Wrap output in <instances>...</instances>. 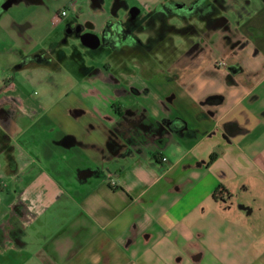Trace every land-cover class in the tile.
Here are the masks:
<instances>
[{"label": "crops", "instance_id": "obj_1", "mask_svg": "<svg viewBox=\"0 0 264 264\" xmlns=\"http://www.w3.org/2000/svg\"><path fill=\"white\" fill-rule=\"evenodd\" d=\"M162 1L126 0L140 14ZM75 14L94 33L126 18L114 0L0 10V264H264V0L225 13L240 45L212 27L208 55L175 80H134L138 94L108 79L106 57L77 70L78 40L53 35ZM127 107L196 132L114 131Z\"/></svg>", "mask_w": 264, "mask_h": 264}, {"label": "flooded vegetation", "instance_id": "obj_2", "mask_svg": "<svg viewBox=\"0 0 264 264\" xmlns=\"http://www.w3.org/2000/svg\"><path fill=\"white\" fill-rule=\"evenodd\" d=\"M13 1L0 0V10ZM236 1L163 0L154 9L140 14L137 7H128L126 0H114L116 9L125 10L124 20L107 21L100 33H94L89 29L92 23L79 21L75 14L64 25L60 44L65 45L69 37L78 40L71 52L73 57L78 56L76 68L80 72L99 74L97 63L106 57L102 67L109 70L108 79L125 83L130 92L138 94L140 91L133 84L134 80H175L177 69L208 55L212 50L209 47L212 27L224 29L218 38L223 44L240 45L236 31L226 23L225 14ZM45 61L52 64L50 58ZM117 92L123 90L117 89ZM116 111L122 119L113 127L114 131H171L187 136L196 132L176 118L144 122L142 109L127 107ZM226 128L233 131V123H227Z\"/></svg>", "mask_w": 264, "mask_h": 264}, {"label": "rangeland", "instance_id": "obj_3", "mask_svg": "<svg viewBox=\"0 0 264 264\" xmlns=\"http://www.w3.org/2000/svg\"><path fill=\"white\" fill-rule=\"evenodd\" d=\"M129 2H134V0H129ZM53 35H55L56 36V38L58 39V40H62V38H63V36H64V25H62V26H60V28H58L57 30H55L54 31V33H53ZM72 45V44H71ZM71 45H69V46H65V47H63V49L65 50V51H68V47L70 48L71 47ZM217 55H215V57H216ZM87 63H89L88 61H86ZM65 67H66V65H64ZM67 68V67H66ZM47 73H48V75H49V78H52V75L54 74L53 72H51V70L50 69H47ZM19 79H20V77H19ZM18 79V80H19ZM27 92H29V91H33V90H36V92H39L40 90H42V87L41 86H39L38 84H32V85H28L27 86ZM262 94V96L264 97V94L263 93H261ZM249 118V117H248ZM250 119V118H249ZM64 121H65V119H64ZM23 122V124L26 122L25 120H23L22 121ZM250 125H251V127L252 128H255L256 129V127H257V120L255 119V114L253 115V117L250 119ZM73 122H70L69 120H68V118L66 119V128L67 129H72V128H74V123L72 124ZM50 127V128H49ZM48 128V131H59V130H57L58 128H59V126H58V128H57V126L56 125H50ZM36 128H38V127H36ZM36 128H34L33 129V131H37V129ZM64 128V127H63ZM19 136V135H18ZM19 138V140H21L20 142H22V144L24 145V146H27V147H29V145H27V144H25L24 143V141H22V137L20 136V137H18ZM23 148H25V147H23Z\"/></svg>", "mask_w": 264, "mask_h": 264}, {"label": "trees", "instance_id": "obj_4", "mask_svg": "<svg viewBox=\"0 0 264 264\" xmlns=\"http://www.w3.org/2000/svg\"><path fill=\"white\" fill-rule=\"evenodd\" d=\"M217 155H218V152H217V151H213V152L209 155V158H208L206 164H207V165L211 164V163L215 160V158L217 157ZM221 191H223V186H222V185H218V186L215 188V190L213 191V196L216 198L217 195H218Z\"/></svg>", "mask_w": 264, "mask_h": 264}, {"label": "built area", "instance_id": "obj_5", "mask_svg": "<svg viewBox=\"0 0 264 264\" xmlns=\"http://www.w3.org/2000/svg\"><path fill=\"white\" fill-rule=\"evenodd\" d=\"M60 13H61V15H65L66 14V10L65 9H62ZM162 159L165 160L166 157H162Z\"/></svg>", "mask_w": 264, "mask_h": 264}]
</instances>
